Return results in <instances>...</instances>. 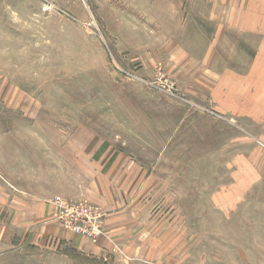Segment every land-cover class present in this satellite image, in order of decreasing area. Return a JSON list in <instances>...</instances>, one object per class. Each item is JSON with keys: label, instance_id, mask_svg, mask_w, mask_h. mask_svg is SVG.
I'll use <instances>...</instances> for the list:
<instances>
[{"label": "rangeland", "instance_id": "1", "mask_svg": "<svg viewBox=\"0 0 264 264\" xmlns=\"http://www.w3.org/2000/svg\"><path fill=\"white\" fill-rule=\"evenodd\" d=\"M211 7L0 0V206L53 210L0 264H264V55Z\"/></svg>", "mask_w": 264, "mask_h": 264}, {"label": "crops", "instance_id": "2", "mask_svg": "<svg viewBox=\"0 0 264 264\" xmlns=\"http://www.w3.org/2000/svg\"><path fill=\"white\" fill-rule=\"evenodd\" d=\"M208 3H210L212 6L210 12L208 13L210 18L223 16L222 23H217V20L212 21L215 23L214 25L216 26V28H214V30L217 31L218 38L220 37L221 39H223L222 35L220 34L221 32L241 31H243L244 34L252 36V38H259V46L256 49V58H253V60L257 61V59H259V56L260 60H262V56L264 55V0H208ZM203 37L204 35L202 36V38ZM64 158L65 161L68 160V155L64 154ZM67 165L68 163L66 164V166ZM5 187L6 184L1 182L0 180V201H5L6 199ZM45 210L46 209L43 208L41 212L36 208L35 211H33V209H30L29 214L25 211H22L20 213L16 212L15 215L13 213L9 215L6 205L0 206V258L5 255V252L9 250L11 244L13 243L12 236L8 234V232L12 230L9 224L15 222L17 223V225L22 224L21 226L15 227L17 233L21 234L20 240H27V242L33 244L40 243L42 241L41 230H31L26 227L27 223L30 222V220L31 225L36 226L37 224H39L42 218H45L47 215L50 216L53 212L52 209L50 213H47ZM52 228L50 227L48 231L53 230L52 232L54 233L52 234H61L64 238L67 237V239H64V241L71 246H76L78 249L85 251L91 249L89 244L86 245L77 238H74V240L69 239L68 232L60 228V226L58 230H54Z\"/></svg>", "mask_w": 264, "mask_h": 264}, {"label": "built area", "instance_id": "3", "mask_svg": "<svg viewBox=\"0 0 264 264\" xmlns=\"http://www.w3.org/2000/svg\"><path fill=\"white\" fill-rule=\"evenodd\" d=\"M65 198H63L62 196H58L56 197V199L53 201V203L55 205H61L62 207H65L66 208V214H68V216L72 215V218H77L80 222V224L82 225L83 227V223L86 222V220H88V218L90 216H93L92 213H87V215H84V212L79 210L78 208H74V207H69L68 205H65L66 204V201L64 200ZM80 228V226L78 227Z\"/></svg>", "mask_w": 264, "mask_h": 264}]
</instances>
